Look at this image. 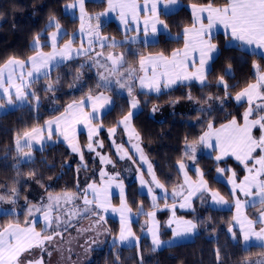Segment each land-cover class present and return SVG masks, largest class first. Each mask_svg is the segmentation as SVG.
<instances>
[{"label": "snow or ice", "instance_id": "snow-or-ice-1", "mask_svg": "<svg viewBox=\"0 0 264 264\" xmlns=\"http://www.w3.org/2000/svg\"><path fill=\"white\" fill-rule=\"evenodd\" d=\"M95 2H106L107 8L94 16L85 11V0H74V3L65 6L66 12L68 9L79 10L78 18L81 23L73 39L68 40L62 47H58V40H62L68 33L55 17H50L48 27H55L56 31L44 33L47 36L45 45H41V34L38 33L32 41L34 55L27 59L11 56L0 64V110L21 106L38 110L42 101L33 85L50 77L52 71L66 61L80 56L86 57L79 67L95 70L97 88L115 89L118 95L122 92L127 93L129 110L122 118L116 120V127L108 128L107 132L112 138L118 158L122 161L127 159L135 166L141 194L147 191L153 208H159L160 199L167 201L170 198L173 201H181L178 205L176 203L169 205L167 202L164 204V208L172 211V218L166 222L167 226L172 229V239L168 241L160 239V223L156 219L155 211H145L143 204L140 203L137 211L133 213L126 199L125 185L119 179V172L108 176L103 185L99 187L95 183H90L76 194L67 192L62 195L49 194L46 204L43 201L39 205L26 202L22 213L18 212L15 207L19 200V192L12 187L7 190L11 193L10 195H0V215L18 217L23 214L27 218L24 220V226H21L18 219L16 222H8L0 226V264H44L43 255L33 260L28 259L24 254L30 253L35 248L43 252L46 243L52 242L57 236L62 238L63 233L58 230L60 228L66 230L71 225L73 216L95 217L94 226L99 227L106 225L105 214L109 211L119 216L118 236L113 237L114 247L125 242L131 243L133 240L138 246L140 237L136 236L133 231L132 222L134 217L138 218L141 215L149 217L141 225V231L150 237L153 251L165 244L174 246L176 241L192 235L198 227L192 220L175 217L177 207L195 210L192 204L193 198L199 200L201 204L207 202L214 208L235 207L236 214L232 217V224L235 225L240 235L238 236L237 231L230 226L228 231L231 238L237 243L242 241L246 249L251 246L252 242H257L264 247V71L261 70L259 63L253 62L256 82L249 84L234 97L237 102L246 101L248 105L243 113V123L240 124L233 118L227 124L214 128L209 122L207 123L208 131L203 132L197 142L189 143L186 138L183 156L192 163L196 162L198 148L204 146L214 150L218 147L219 155L215 156L217 162L231 154L244 165L247 174L239 181L234 170L216 168L219 180H223L230 186L231 201L209 186L204 171L198 167L195 169L198 179L193 181L188 175L187 165L183 159L177 162V170L182 175V183L169 192L158 179L153 165L144 154L140 146L141 137L132 125V118L139 110L141 103L134 94L137 87L147 95L150 92L160 94L162 89H171L178 83L192 80H197L204 87L209 85L207 80L208 72L211 70L209 64L220 52L218 45L212 42L213 30L217 25L223 26L225 35L229 38L226 47H232V42L235 41L238 42L236 46L240 51H247L252 55L259 54L264 58V51L257 52V49L264 50V0H228L226 4L219 7L212 2L206 5L191 4L193 24L191 27H184L179 35H173L167 22L161 19V12L164 11L166 15L170 14L166 10L177 6L179 0H143L142 4L138 0H95ZM112 12L117 14L123 26V39L101 34V18L107 17ZM141 12L144 13L143 17ZM72 15L75 17L74 12ZM93 20L96 21L95 24L92 23ZM205 20H207L206 24ZM130 33L135 34L130 35ZM161 34L169 39H183V49L173 50L169 58L162 52L155 55L151 53L143 55L139 47H132L141 44L147 47L158 43ZM77 37L80 38V46L74 48L73 43ZM124 45L128 46L124 52L105 53L104 51V49H116ZM43 46H50L52 51L45 53L40 50ZM129 54L138 57L139 69L131 66L127 59ZM190 66L194 71H189ZM224 71L227 75H233L230 65ZM82 77L83 72L78 70L75 73V81H80ZM59 80L60 77L57 76L55 83H45L43 90L48 93L54 92L55 84L59 83ZM220 86H223L225 95H229V85L223 75L217 79V87ZM188 98L192 99L190 93ZM206 99L212 100L213 97L209 95ZM216 99L220 100L219 97ZM175 102L177 101H173ZM220 103L223 104V100H220ZM114 105L115 101L111 96L105 95L104 92L93 96L90 90L78 101L68 104L61 115L46 120L43 126L32 127L30 130L17 133L15 148L19 159L31 161V150L34 144L43 145L46 141L52 140L54 133H58L68 142L71 151L78 153L83 161V150L74 142L76 125L84 124L87 127L89 142L85 147L89 152H96L97 148L102 149L103 141L97 138V133L103 126L102 122L94 126L92 121L99 119L102 110H110ZM86 107L90 108V111H86ZM56 110L52 109V111ZM212 110L211 105L199 108L201 112ZM152 111H157L155 105ZM118 129L126 134V142L133 149L132 153L124 147L123 142L116 143L115 136ZM254 129H259L258 137L253 135ZM94 138H96L95 141ZM213 138H215V145L212 142ZM25 148L29 151L25 152ZM257 150L260 154L254 155ZM96 154L102 163L114 164L107 153L96 152ZM133 156L136 159H133ZM137 160L141 163L137 164ZM250 162L251 166H249ZM82 166L87 168L86 163ZM145 171L150 180L145 179ZM229 171L231 175L225 176L224 174ZM29 175H34V173H29ZM105 175L106 173L101 171L102 180ZM113 184L119 189V207L111 203L110 189ZM157 189L161 191L160 196L156 194ZM237 193L242 194L243 199ZM89 194L92 199L88 198ZM205 197H208L207 201ZM75 200L82 202L80 207L66 213L62 219V210ZM257 205H259L258 209ZM249 207L257 209L255 219L245 214L244 209ZM37 213L42 215L44 228L41 231L36 230L35 215ZM50 231L51 234H47ZM110 231L105 227V232L110 233ZM216 252L219 260V249ZM142 259L141 256V264ZM243 264H252V262L245 259ZM255 264H264V259L255 261Z\"/></svg>", "mask_w": 264, "mask_h": 264}, {"label": "trees", "instance_id": "trees-1", "mask_svg": "<svg viewBox=\"0 0 264 264\" xmlns=\"http://www.w3.org/2000/svg\"><path fill=\"white\" fill-rule=\"evenodd\" d=\"M73 1L0 0V64L11 56L24 59L35 53L32 41L38 33L41 34V45H45L47 36L44 33H48L53 28L48 27L50 17H55L67 28L68 35L60 41L69 39L79 21L76 18H70L64 12V6ZM209 2L221 5L227 0H180L177 11L164 15L171 33L180 34L184 26L192 24L191 4L202 5ZM105 7L106 2L96 3L95 0H85V11L89 15L94 16L96 13L103 12ZM92 23L95 24L96 21L93 20ZM100 24L102 35L123 38V32L113 20L102 17ZM213 40L219 46L220 52L211 62V70L207 75L209 85L204 87L191 83L175 86L160 94L147 95L135 89L134 94L141 103L139 110L132 118V125L141 137L140 146L143 152L153 165L158 179L168 190L181 182L182 176L177 170V162L183 159L187 165L188 175L192 179H195L197 174L191 166L202 169L209 186L231 201L230 188L226 182L219 180L216 168L234 170L237 178H241L245 173L244 166L231 158L217 162L212 156L203 153V146L198 148L196 162L192 163L183 156L186 138L189 143L197 142L198 137L208 131L207 123L209 122L216 127L233 118L238 122L242 121L243 113L248 105L246 102L236 103L233 97L256 80L253 62L259 63L261 70H264V58L257 54L240 51L234 46L226 47V38L223 34H216ZM182 45V39H169L161 34L158 43L147 47L141 44L136 47L140 48L142 54L152 52L170 54ZM126 46L116 49L122 50ZM49 47L43 46L42 49L48 50ZM85 59L86 57L80 56L66 61L52 71L50 77L33 85L42 101L38 110L21 106L0 115V195H10L11 193L7 190L15 187L19 192V200L15 207L20 213L25 208L26 202L40 201L46 192L79 190L83 186L81 179L85 176L87 180L91 178L98 167V159L94 160L91 152L85 147L89 141L84 132H80L78 136L79 147L83 150V161L79 156L75 157L69 145L63 142H55L42 150H34L31 161L20 160L14 147L17 133L41 126L47 119L62 112L68 103L80 99L90 90L93 93L104 89L96 87L97 77L94 69H80L79 65ZM127 59L131 66L136 67L137 56L129 54ZM229 65L233 75L225 74L224 70ZM78 70L83 72V77L80 81H75V73ZM221 75L229 85V95H225L223 86L217 87V79ZM57 76L60 80L55 84L54 92H45L43 90L45 83H55ZM111 90H113L111 92L114 94L115 105L99 120L104 127L98 136L99 140L103 141V148H100L103 153L106 149L111 151L113 145L107 129L115 127L116 120L129 110L127 94L118 95L116 90ZM189 93L192 99L188 98ZM209 95L213 97L212 100L206 99ZM216 97L223 100V104ZM173 101L177 102L173 103ZM154 105L157 107L155 112L152 111ZM208 105H211L213 109L211 112L199 111L200 107ZM53 108L57 110L52 111ZM115 141L128 145L126 134L119 129ZM129 152L132 153L133 150L129 149ZM110 153L115 158L113 151ZM133 159L136 157L133 156ZM84 162L90 165L86 169L82 166ZM124 162L126 160L116 164L121 165ZM140 163L137 160V164ZM145 173L147 172L145 171L144 175ZM230 174L229 171L224 175ZM123 178L126 199L131 209L137 211L138 204L142 203L145 211H155L156 219L160 223V239L171 240L172 229L166 223L170 210L153 208L148 196L139 192L136 178L127 177V175ZM241 198L243 199V196ZM207 200L208 197H205V201ZM116 201L118 198H114V202ZM165 202L174 203L169 198L167 201L160 199L158 204L161 206ZM192 204L194 211L180 208L175 212L180 218L192 220L198 227L193 235L176 241L174 246L165 244L153 251L150 237L141 231V225L149 219L147 216L141 215L132 223L133 231L140 237L138 246L134 243L132 245L117 244L115 247L113 237L118 236V218L105 215L106 225L95 227V217L78 216L66 230L64 228L58 230L63 233L62 238L57 236L52 242L46 243L43 252L35 248L24 255L33 260L43 255L44 264H141V256L142 264H243L245 259L255 264V261L264 259V247L258 243L252 242L246 249L242 241L237 243L231 238L228 228L231 226L234 231H237L232 224L235 207L214 208L207 202L201 204L196 198H193ZM258 208L259 205H257ZM257 209L249 207L245 209V213L249 218L255 219ZM0 216V226L8 222H16L17 219L20 223H24L27 218L23 214L18 217ZM105 227L111 230L110 233L105 232ZM36 229L41 230L42 224L37 222ZM47 234H51V231ZM237 235H240L238 231ZM217 249L220 254L219 260Z\"/></svg>", "mask_w": 264, "mask_h": 264}, {"label": "crops", "instance_id": "crops-1", "mask_svg": "<svg viewBox=\"0 0 264 264\" xmlns=\"http://www.w3.org/2000/svg\"><path fill=\"white\" fill-rule=\"evenodd\" d=\"M138 2L139 3H143V0H138ZM227 2H228V0H227ZM227 2H225L224 4H226ZM224 4H221V5H215V6H217V7H219V6H223ZM202 5H206V4H202ZM180 7V0H179V3H178V5L177 6H173V8H171V9H168V10H166V11H168L170 14L171 13H173V12H175V11H177V9ZM107 8V4H106V7H105V9ZM104 9V10H105ZM143 15H144V13L143 12H141V16L143 17ZM164 11H162L161 12V19H163V20H165L166 21V19L164 18ZM106 20H113L116 24H117V26L120 28V26H121V23H120V21H119V19H118V16H117V14L115 13V12H112V13H109L108 14V16L107 17H104ZM192 20H193V17H192ZM167 22V21H166ZM204 23L206 24L207 23V20H205L204 21ZM192 24H193V21H192ZM192 24L191 25H189V26H184V27H191L192 26ZM183 27V28H184ZM183 28L181 29V32H182V30H183ZM121 31H123L122 29H121ZM180 32V33H181ZM213 37L216 35V34H223L224 36H225V38H226V40H225V43L228 41V37L225 35V30H224V28H223V26L222 25H217V27L213 30ZM124 34V33H123ZM173 35H179V34H174V33H172ZM213 37H212V42L213 43H216L214 40H213ZM73 39V37H70L69 39H67V40H64V41H60V40H58V47H62L63 46V44H65V43H67V41L68 40H72ZM77 39V38H76ZM74 40V43H73V47L74 48H76L78 45H79V42L77 41V40ZM123 39V38H122ZM183 40V39H182ZM233 43V46L234 47H237L236 45L238 44V42H235V41H233L232 42ZM217 44V43H216ZM135 47L136 46H138V45H134ZM183 47H184V41H183V45H182V47H180L179 49H183ZM219 47V46H218ZM238 48V47H237ZM42 51H44L45 53H47V52H51L52 51V49H51V47H49V49L48 50H42ZM260 51H264V50H260V49H257V52H260ZM245 52H247V51H245ZM158 53H161V52H152L151 54H153V55H155V54H158ZM172 53V52H171ZM171 53L170 54H164L166 57H169V58H171ZM249 53V52H248ZM35 53H33V54H31L30 56H32V55H34ZM149 53H146V54H143V55H148ZM257 55H259V54H257ZM217 56V55H216ZM29 57V56H28ZM19 59H21V58H19ZM24 59H27V58H24ZM211 62L212 61H210V64H209V67H211ZM197 66H198V64H197ZM136 69H139V64H138V60H137V64H136ZM189 71H194V69L190 66L189 67ZM262 71H264V70H262ZM151 73H149V75H150ZM257 79V78H256ZM256 82V80L255 81H253L252 83H255ZM191 83H195V84H200L197 80H192L191 82H184V83H178V84H176V85H174L173 87H175V86H179V85H187V84H191ZM251 84V83H250ZM248 86V85H247ZM246 86V87H247ZM172 87V88H173ZM245 87V88H246ZM138 91H141V92H143L141 89H139L138 87L136 88ZM244 89V88H243ZM242 89V90H243ZM167 90H169V89H162V91H161V93L162 92H165V91H167ZM241 90V91H242ZM105 91H107V90H105ZM108 92H110V91H108ZM240 92V91H239ZM238 92V93H239ZM123 94H127L126 92H122ZM149 94H156V93H154V92H150ZM235 97V96H234ZM234 97H233V99H234ZM113 98V100H114V96L112 97ZM79 100V99H78ZM78 100H74V101H78ZM234 101L236 102V103H241V102H246V101H240V102H237L235 99H234ZM73 102V101H72ZM72 102H70V103H72ZM70 103H68V104H70ZM67 104V105H68ZM11 107H7V110H5V109H3V110H0V115L1 114H3V113H5L6 111H8L9 109H10ZM13 108H15V107H13ZM66 108V107H65ZM86 108H88V107H86ZM12 109V108H11ZM112 109V108H111ZM110 109V110H111ZM65 111V109L62 111V112H60V113H58L57 115H55V116H59V115H61L63 112ZM109 110H107V111H105V110H103L102 111V113H100V115H99V119L98 120H93L92 121V124L95 126V125H98V124H100L101 122L99 121L100 119H101V117L104 115V114H106L107 112H108ZM55 116H53V117H55ZM53 117H51V118H49V119H52ZM48 120V119H47ZM231 119H229V120H227V121H225V122H223V123H221V124H227L229 121H230ZM238 123H240V124H242L243 123V119H242V121L241 122H238ZM221 124H219L218 126H216V127H214V128H219L220 127V125ZM44 125V123L41 125V126H43ZM103 125V124H102ZM116 127V126H115ZM102 130H104V127L102 126V127H100V129H99V131H98V133H97V136L100 134V132L102 131ZM80 132H84L85 133V135L87 136V127L84 125V124H78L77 126H76V131H75V136H76V139H75V143H77L78 144V136H79V134H80ZM45 135H46V133H45ZM253 135L254 136H256V137H258L259 135H260V131H259V129H254L253 130ZM53 136H55V137H59V139H57V140H55V141H46L45 143H43V145H41V144H34V146H33V148H32V158H33V156H34V150H42V149H44L46 146H48V145H51V144H53V143H55V142H63L64 144H66V145H69L68 144V142L67 141H65L64 140V138L62 137V136H59V134L58 133H54L53 134ZM87 138H88V136H87ZM95 139V138H94ZM215 138H213V144L215 145ZM14 147H15V144H14ZM130 149H132L131 147H130ZM15 150H16V148H15ZM209 150V151H208ZM24 151L25 152H27V151H29V149H27V148H25L24 149ZM202 151L204 152V154H206V152H209V154H214L215 156L216 155H219V150H218V147H216V149L214 150V149H211V148H205V150H204V148L202 149ZM258 154H260L259 153V150H257V153H254V155H258ZM212 155H210V156H212ZM227 158H231V159H234L236 162H238L239 164H241L242 166H244L240 161H238V160H236V158H235V156H233V155H229V156H227V157H225L224 159H222V160H225V159H227ZM221 160V161H222ZM126 165V166H125ZM249 166H251V162H250V164H249ZM118 167L122 170V169H124V168H126V167H128L127 166V164H121V165H119L118 164ZM188 167H190V166H188ZM115 168V167H114ZM191 168H194V169H196V167H194V166H191ZM128 169V168H127ZM116 168L112 171L113 173H116ZM197 174V173H196ZM247 173H246V169H245V173H244V175H246ZM130 175V174H129ZM231 175V174H230ZM243 175V176H244ZM124 176V175H123ZM126 176V175H125ZM131 176V175H130ZM182 176V175H181ZM243 176L241 177V178H238L239 180L240 179H242L243 178ZM129 177V176H128ZM145 179L146 180H150V177H149V175H148V173H145ZM119 179H121L122 181H123V184L125 185V183H124V178L123 177H119ZM198 179V175H197V177L195 178V179H192L193 181H195V180H197ZM106 179L104 178L102 181H99V182H97L96 180H94V181H92V180H90L89 181V184L90 183H95V184H101V185H103V183H104V181H105ZM136 180H137V182H138V187H139V192H140V184H139V179H138V174H137V177H136ZM238 180V181H239ZM180 183H182V179H181V182ZM179 183V184H180ZM113 187H114V184H113ZM178 187V186H177ZM175 188V187H174ZM114 189H116L117 191H114V190H112V189H110V192H111V196H119V189L118 188H114ZM172 189H173V187L172 188H170L168 191L169 192H171L172 191ZM62 192H64V191H62ZM57 193H59V192H57ZM141 193V192H140ZM156 194L158 195V196H160L161 195V191L159 190V189H157L156 190ZM144 195H146V196H148V198H149V200L151 201V198H150V195L147 193V191L145 190L144 191ZM237 195H240V196H242V194H240V193H237ZM43 196V195H42ZM89 196H91L90 194H89ZM181 201H179V200H176V201H174V203H176L177 205L180 203ZM171 204H173V203H171ZM170 205V204H169ZM177 209H180L179 207H177L176 208V210ZM244 212H245V209H244ZM170 214L168 215V220L170 219V218H172V211L170 210V212H169ZM236 214V209L234 210V215ZM246 214V213H245ZM175 217L176 218H180V217H178L177 215H176V212H175ZM167 220V221H168ZM21 226H24V223H21ZM148 235V234H147ZM193 235V234H192ZM191 236V235H190ZM189 237V236H188Z\"/></svg>", "mask_w": 264, "mask_h": 264}, {"label": "rangeland", "instance_id": "rangeland-1", "mask_svg": "<svg viewBox=\"0 0 264 264\" xmlns=\"http://www.w3.org/2000/svg\"><path fill=\"white\" fill-rule=\"evenodd\" d=\"M71 3H74V1L73 2H71ZM71 3H68V4H71ZM68 4H65V6L66 5H68ZM65 6H64V12L65 13H67L68 15H69V17L70 18H76V19H78V24H77V26L75 27V29L71 32V34H70V36L71 37H73V35L74 34H76L77 33V31H78V29L80 28V23H81V21L79 20V10L78 9H68L67 10V12L65 11ZM75 13V17L72 15V13ZM62 26V28L63 29H65L66 31H67V28L65 27V26H63V25H61ZM120 29H122L123 30V26L121 25L120 26ZM54 31H56V29H55V27H53L52 29H51V31H49L48 33H51V32H54ZM123 32V31H122ZM135 33H130V35H134ZM106 36V35H105ZM109 37H114V36H109ZM116 39H122V38H117V37H115ZM77 39H78V42H79V45L76 47V48H78L79 46H80V38L79 37H77ZM87 45L85 44V47H86ZM40 50H43V49H40ZM109 50V49H108ZM111 90V89H110ZM99 92H104V94L105 95H108V96H111V97H113V93L112 92H108V91H105V90H102V89H100V90H98V91H96V92H93V93H91L93 96H95V95H97ZM88 94V93H87ZM85 96V95H84ZM83 97V96H82ZM11 108H13V107H11ZM10 108V109H11ZM9 109V110H10ZM5 110H7V108H5ZM85 110L86 111H90V108H85ZM103 111V110H102ZM102 111H101V113H102ZM77 126V125H76ZM57 139H59V137L57 138V137H55V136H53L52 137V140H50V141H55V140H57ZM96 139V138H95ZM95 139H94V141H95ZM98 139H100V138H98ZM58 141V140H57ZM213 142V141H212ZM77 144V143H76ZM77 146H79L78 144H77ZM70 147V146H69ZM94 147H95V142H94ZM124 147L125 148H127L128 149V151H129V147L127 146V145H125L124 144ZM203 148H204V150H205V148H207V147H204L203 146ZM70 150H71V147H70ZM111 151H113V153L115 154V158L113 157V155L110 153ZM111 151H109V149H106V150H104V153L101 151V149L100 148H97L96 149V152H100L101 154H105V153H107L109 156H110V158L112 159V161L114 162V164H107V163H102L101 162V159H100V157L99 156H97V154H96V152H91V157L94 159V160H96V159H98V167L95 169V171H94V174L91 176V178H89L88 179V182H87V177L85 176V177H83V180H84V185H85V187L87 186V184H89V181L90 180H92V181H94V180H96L97 182H99V181H102V178H101V176H100V173H101V171H103V172H105L106 173V175H105V179L107 180V178H108V176H111V175H114L115 173H113L112 171L115 169L114 167H116L117 168V170H116V172H119L120 173V177H124L125 175H127V177L129 176V174L131 175V177H137V172L135 171V167H134V165H132L131 166V168L130 169H132L131 171H129L128 169H126L125 171H122L119 167H118V165L116 164V162H120L121 160L118 158V156H117V154H116V152H115V150H114V145H112V149H111ZM209 151V150H208ZM72 152V151H71ZM73 153V152H72ZM130 153V152H129ZM204 153V152H203ZM73 154H75V157H77V156H79V158H80V155L78 154V153H73ZM145 154V153H144ZM197 154H199V152H197ZM146 155V154H145ZM205 155H212V154H209V152H206V154ZM147 157V156H146ZM212 157L215 159V155L213 154L212 155ZM148 158V157H147ZM125 160H127V159H125ZM127 161H129V160H127ZM130 162V161H129ZM84 163H86V162H84ZM83 163V164H84ZM131 163V162H130ZM87 164V163H86ZM123 164V163H122ZM90 166V165H89ZM88 166V164H87V168L89 167ZM112 169V170H111ZM94 175H96L95 177H94ZM124 175V176H123ZM94 177V178H93ZM238 179V178H237ZM239 180V179H238ZM84 185L82 186L83 188H85L84 187ZM98 187L99 186H102L101 184H96ZM179 185V184H178ZM177 185V186H178ZM176 186V187H177ZM229 186V185H228ZM114 188H116L115 187V184H114V187L112 186V190H114V191H117L116 189H114ZM174 188V187H173ZM229 188H230V186H229ZM82 189H79V190H73V191H64V192H62V191H59V193H57V192H46V193H44L43 194V196L41 197V200L40 201H37V202H29V204H32V205H39L40 203H41V201H43L45 204L48 202L47 201V196L49 195V194H52V195H62V194H64V193H73V194H76V193H78V192H80ZM119 194V193H118ZM115 199H117L118 198V201H116V202H114V198ZM89 199H92V196H89L88 197ZM110 199H111V203H112V205L113 206H116V207H119V205H120V198H119V196L117 195V196H110ZM81 201L80 200H75V201H71L70 203H69V205L64 209V210H62V212H61V217H62V219L65 217V214L66 213H68V212H72L73 210H74V208H79L80 207V205H81ZM160 208H164V205H161V206H159ZM23 210H24V208L22 209V211L21 212H23ZM133 211V210H132ZM136 211H133V213H135ZM106 215V214H105ZM107 215H113L114 217H116V218H118L119 219V216H118V214H116V213H112L111 211H109V213H107ZM78 216L79 215H77V216H73V218H72V220H71V222H73V221H75V220H77V218H78ZM1 217V216H0ZM35 219H36V221L37 222H39V224L41 223L42 224V229L44 228V224H43V220H42V215L41 214H39V213H37L36 215H35ZM137 218H133V222L136 220ZM2 220H6L5 218H2ZM132 222V223H133ZM3 224V223H2ZM41 229V230H42ZM37 231H41V230H38V229H36ZM134 243H136L134 240L131 242V243H128V242H125V243H123L124 245H132V244H134ZM254 243H257V242H254Z\"/></svg>", "mask_w": 264, "mask_h": 264}, {"label": "flooded vegetation", "instance_id": "flooded-vegetation-1", "mask_svg": "<svg viewBox=\"0 0 264 264\" xmlns=\"http://www.w3.org/2000/svg\"><path fill=\"white\" fill-rule=\"evenodd\" d=\"M125 67H127V66H125ZM122 71H123V69H121Z\"/></svg>", "mask_w": 264, "mask_h": 264}]
</instances>
